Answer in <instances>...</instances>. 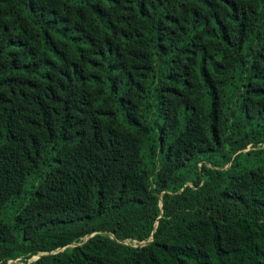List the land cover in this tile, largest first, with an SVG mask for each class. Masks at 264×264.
Wrapping results in <instances>:
<instances>
[{
    "label": "trees",
    "instance_id": "obj_1",
    "mask_svg": "<svg viewBox=\"0 0 264 264\" xmlns=\"http://www.w3.org/2000/svg\"><path fill=\"white\" fill-rule=\"evenodd\" d=\"M0 264H264V0H0Z\"/></svg>",
    "mask_w": 264,
    "mask_h": 264
},
{
    "label": "rangeland",
    "instance_id": "obj_2",
    "mask_svg": "<svg viewBox=\"0 0 264 264\" xmlns=\"http://www.w3.org/2000/svg\"><path fill=\"white\" fill-rule=\"evenodd\" d=\"M9 213H11V211H10V209H7V210L5 211V213H4V215H3V217L7 216ZM36 256H37V255H35V256H32V257H31V259H34V258H36Z\"/></svg>",
    "mask_w": 264,
    "mask_h": 264
},
{
    "label": "water",
    "instance_id": "obj_3",
    "mask_svg": "<svg viewBox=\"0 0 264 264\" xmlns=\"http://www.w3.org/2000/svg\"><path fill=\"white\" fill-rule=\"evenodd\" d=\"M38 257H39V255L36 256V258H38ZM10 262H11V261H10Z\"/></svg>",
    "mask_w": 264,
    "mask_h": 264
}]
</instances>
